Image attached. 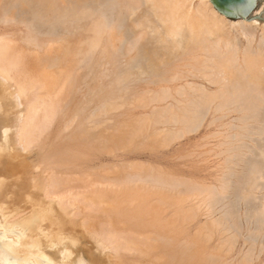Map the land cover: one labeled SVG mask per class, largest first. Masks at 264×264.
<instances>
[{
  "label": "bare ground",
  "instance_id": "obj_1",
  "mask_svg": "<svg viewBox=\"0 0 264 264\" xmlns=\"http://www.w3.org/2000/svg\"><path fill=\"white\" fill-rule=\"evenodd\" d=\"M12 1L13 0H11V2ZM8 2L11 3L10 1H8ZM18 2H20V3H18L17 5L19 7L21 5V7H20L21 9H22V7L29 9L31 12H33V14H30V11L28 12V10L26 11V9L25 10L23 9V12H24L23 16H25L24 18H27L25 15V11L27 12V16H28L27 20L23 19L22 18L23 16H21L22 13L19 14L20 8L18 6L15 8V5H14V8H13V6H10L9 3L7 5L5 2L6 6L12 7V9L17 10V11L19 10L17 13L19 14L20 18H22L23 21L26 20L27 22L22 23V24H24L23 25L24 29H26V33L24 34L25 37L23 36L22 37L23 39L20 37L22 40H11L10 41L9 40L10 38L7 37L6 35H5L6 37H0V76L5 81L9 82L15 88L16 97H17V100L19 102H20V96L22 95L21 97L24 98L26 103H29V104L37 107V108L43 109V112L41 115L37 114L36 116H33L32 120H28V122H25L22 125H20V121H19L17 132L15 130V134H14V136H16V139H15V141L13 139H11L10 134H12L13 132L3 131V128H4V126H7L9 124L8 120H9V117L11 114L13 101L11 100L10 96L5 92V85L0 83V264H230L231 262L228 263V262H226V260H224L225 259L224 256L229 254V252H231V250L234 248L233 245L235 244V241H236V239H234V238H236L235 236L238 234H236L234 236L232 234L233 232L231 233L230 232L231 230L230 231L228 230V228H231V227L230 226L228 227V225H227L228 223H226V221L224 222L226 217L222 218L224 216H221L220 218H218V216H217V218H218L217 219L215 216V219L213 217V219L210 220L212 222V224H210V222H208V225L203 224V221H204V219H203V221L200 222L199 225H202V226L204 225L203 226L204 228L202 230H198L197 227H196V230L192 229L193 231H197V232L194 233L191 230L192 233H194V234H192V235L190 234L191 236H189V242H184V239L182 241H179L178 237H180V236H178V235L183 233L184 230L182 231V228H180L178 226L181 225L182 223H178V226L176 225L177 228L173 227L174 224L176 223V220H177V217H178V214L180 211L177 213V215L174 216L176 218L174 220L175 223L171 222V219H168V218L172 217V213H174V211L171 212V214L169 213V215H171V217H168V215H167L166 220L163 219L166 222H164L162 220L163 226L166 224L164 227H162L160 221L158 222L157 218H156V220L160 225L156 221H154L155 217L153 216V218H152L151 215H155L157 217L158 213H160L162 211V209H163V212L164 211L166 212V210H167V209H164L165 207L162 209L160 208V206L165 203V202L163 203L162 201H166L168 203V201L170 200L169 202H171V204L175 205L174 203L177 204L178 203L177 201H179L180 199H181V201H182V199L186 201L190 197L189 196L186 199H184L185 196H180L178 198L175 197L177 200L174 199L173 196H172V199L169 198V196H171L169 194L174 189V185L172 184V180H170L171 182H168V183L165 181H164L165 183H163V181L160 180V182H162V184H163L162 186H166V188L171 189V191L169 193H167L165 191L168 194L167 198L169 200L168 199L162 200L161 201L162 203L159 205L160 212L158 211V213H156V211L153 209L155 211V214H153L154 211H150V209L152 208L151 207L152 204H150V202L154 201V199L151 200L149 203H147L149 205L150 209L148 207H146V213L144 210L145 208L141 209V210L136 209L139 205L138 201H141V200H139L140 199L139 197L142 196L141 198H144V197H147L148 195L144 196L147 193L146 194L144 193V195L141 193V195H140V191L144 192L142 190L144 188L143 185L132 186L133 188L136 187V188H134L133 191H136L137 193H138L137 189H139V188L140 189L142 188V189L141 190L139 189L140 190L139 191L140 196L135 192L136 195H138L137 199H135V197H136L135 193L134 192H133L134 194L132 193L134 196V198H132V199L137 200L136 201L137 204L134 205V206H136V207H134L133 206L134 202H133V200L131 202V199H130L131 204L129 207H131V205H132V208H131L132 210H128L126 212L131 211V214H132V213H134V210L135 211L137 210V212H139V214L135 213V215L138 216L141 213L140 211H142V213H145L146 215L148 214V211H150L152 213V214H150V221L148 219H146V217L149 218V216L145 217V214H144V217L146 219L145 220L146 222L143 221V223L145 222L144 224H146L145 228H143L144 225H143V227L141 225L143 223H139L140 221H142V219L144 220L143 216H141L142 213L140 215L142 219L139 220L140 219L139 218L137 220L138 222L134 218H133L134 221L131 219L133 216H131V218H130V216L123 217L125 221L127 220L126 222L124 221L123 224L126 223L125 225H127L128 221H129V224L127 226H124L121 223L122 221H119L120 218H119L118 222H117V220L116 221L110 220L109 218H108L109 220H104L103 218H101L102 220L99 221L98 220L99 217L96 216L97 218H95V216L93 215L94 216L93 218L95 220L97 219L96 221H94V222H98L97 224L94 222H93L94 224H92L91 220H94V219H92V217L90 218L89 216L88 217L91 220L90 219H87V220H90L91 223L88 222L87 220H86V222H83L84 219L82 221L80 220L81 225H78V226L79 227L81 226L83 231L86 232L90 236V239H92V241L94 243V245L92 244V246H89V247L84 246L82 248V245L79 246L78 245L79 243L76 240V237H77L76 234L79 235V233H78L79 231L77 232V230L72 228L67 221L70 219V216L67 214H64V211L61 208H60V210L63 212H61L60 210H57V208H58L57 203H56L57 208H55L54 207L55 204L53 205V203H51V202L48 203L45 200L46 198H50V199L56 198V200H58V202L60 201L62 203V204L61 203H58V204H60L62 206L64 204V206H67V207H68V205H71V207H72L75 204L74 203L75 201H73L74 204H70V201H69L70 198L66 199L67 196L65 195L66 193L68 195V192L74 187L72 180L70 181V180L64 179L65 175L68 176V174H69L68 172H65L67 168L64 170V172L66 174H64V177L62 176L63 178L61 176L59 178L60 173L58 175L57 174L58 172L57 173L54 172L57 174L56 175L57 177L55 176L56 178H54V175H52V174H51L52 176H50L48 174V177H46V178L44 176L43 177L44 180L41 179L43 181V183H42V190L40 193V191L38 189H35L36 187L33 186L32 182L28 181V179L23 181L22 183H20L21 181L17 180V176H19V175L17 174L15 176L14 172H15V168H18L19 166H16L15 163H12L14 165H11L10 162H8V160L10 158H12V160H13L14 157L19 156L18 155L20 153L19 149H18L19 147L17 148L15 146V142L17 143V141H18V144H20V141H22V147L24 148V150H28L29 147L32 146V144H34L35 141L37 140V138L35 141L33 140L34 135H36L35 137L39 138L41 136V134L47 128H49V125L51 124L52 118L56 115V111L58 110L57 108L60 107L62 104L64 105V103L66 101H68V102L70 101V97H71L70 92H72V91H70V89H73V86L76 83V76H77V75L76 76L74 75L75 72H72V70L73 71H74V69L76 70L75 66L78 65L84 59V56H92V57L94 56V58L96 57L95 60L91 59V62H92V60H94V63L92 64L90 62L92 64L91 69L94 67H96V68L99 67V69H101L102 72H108L109 70H111V73H109L108 75H110L112 77V80H113V83L111 81V84L113 86H111L109 83L107 85L103 84L102 86L99 84L101 87L99 90H97V91H99V93L97 92L98 94L95 95L96 94V92H95L94 96H91V98L94 97L93 100L100 102L98 104H102L103 101L106 102V100H104L107 98L106 95L108 96L109 94H111V95L113 94V92L115 91L114 85L116 86V84H114V83H115V79H116V81L117 82L119 81V83L120 82H122L123 84L128 83L127 87L129 86V84L131 86L133 83L138 84L141 82L144 83V85H146V86L157 84L159 86L158 89L154 90V91L152 90L153 96L150 93L151 95L148 96L146 98V100L150 99L149 97H151V99L149 100L150 103L151 102H153V103H155V102L159 103L160 102L161 103V102H164L165 100L167 101L169 98L171 99V97H172L173 99H175V101L173 99H171V101L173 100L172 102H174V103L176 102L175 106L173 105L174 107L172 108V106H169V105H171V103L170 104L166 103L169 107L166 108V106L164 107V105H163V107L165 108L164 110H163V108L161 110H158L157 108L155 109L156 106L155 107L152 106L151 108H153V110L154 109L155 110L153 112V110L149 109L151 111V113H153V114H151L149 112L151 114V116H149V118L147 117V119L146 118L143 119V116H142L141 117L142 120L136 119L135 122L132 120L133 122L131 121L130 123L127 121L128 124L124 123L125 125L123 124V122L121 124L118 123L117 128L115 130H112V131H115V133L113 132L114 135H111L109 138L107 137L108 133H111L112 131L106 132L105 135H103V133L100 134L101 132H104V131H102V129H104V128L106 129L105 124H104V127H102V129L100 128L101 130L100 129L98 130V132L101 131L100 133H97V131H96V133H94V134L90 133L88 131L82 130V129L78 130L77 128H80V125H79V127L77 126V128H75L78 131L75 130V133L72 132L73 134H70L71 132L67 133V134L71 135V136L69 135L70 137L66 134L69 138L68 141H64V140H66L67 136L66 137L64 136L65 138L63 136L60 137L61 133L59 134V132H62V130H63L62 129L59 132H57L59 134L58 136L55 135L58 139L59 138L61 139L62 137L64 138V139L62 138V140L59 139L61 143H59V140H57V144H54V143H56V141H53L54 142L53 143L52 141L49 140L48 143L52 142L51 144H48L44 147H40L42 149H41L40 161L38 162L40 164L39 166H43V164H44L45 165L44 167L47 166V167L55 170L57 165H58V167H57L58 169L61 168L60 167L61 165H62V167H65L64 164L66 162H67L66 165L67 164L69 165L70 164L69 161H72L71 157L73 158V160L75 158H76V160H78L79 157H77V154H78V156H82L80 158L83 159L84 155H82V154L79 155L80 153L79 152L76 153L75 152L76 150L73 151L74 149L71 150L72 148H70V146H72V145L68 144V143H70V141H73V143H76L75 145L79 146L76 148L78 150L81 148L84 150H87L89 148L88 150H91L90 147H92V150L95 151V149H96V151H98V153H101L99 151H104V150H108L107 152H109L111 150V147H110V145H111L112 147H115V149L113 148L114 152H116L118 150L122 151L121 149L125 148L126 146H130L133 143V139L143 140V141L147 140L149 144L156 143L157 137L161 134L159 132H158L159 134L156 133V131L154 130L155 126L157 127L158 124H160V126H165V127L170 125V124L176 125V126H174L175 127L174 130L172 129L173 127L171 128V130L173 132L170 131V129L165 128L164 130H167V131L169 130V131L163 132V134H161V137H160V139L163 143L167 142L169 139H170V142H172V140H173L172 138L181 139L179 136H181L182 134L184 136L185 133H187V132L190 133V132L196 131L198 128H200L201 122L208 115L209 116L212 115L215 118V115L217 113L218 114L228 113L225 115H229L230 113L231 114L236 113L238 115L240 114L238 121L241 123L242 126L241 127L238 126L239 129L237 128L238 129L237 133L233 134V135H235L234 138L231 136L233 139H235V141H232L233 143L228 142V143H230L229 145L231 147V149H230L231 155L235 154V156L232 155L233 156L232 159L236 160V162L234 161V163H233L234 166L231 165V166H233V169H234V171H233V169H231V171L235 172L236 169H238V167L240 168V165H239L240 163H243L245 161L246 162L249 161V158H248L249 156L245 157L246 154L251 155L256 150L255 148H253V150L255 149L254 151L251 149V150H249L248 153L245 152L251 148V147L248 148L246 146L245 141L249 140V142H250V141L254 140V138H252L253 140L248 139L249 137L247 138V136H250V135L254 136L253 134L247 133L250 130L248 128L249 123L251 124V122H252V123L257 124V122H258L260 124V122H259L261 120L260 117L264 116V28L260 29L259 27H257L255 25L256 22L249 21V19H246V18L236 19V20L233 19L232 20V19H229V18L223 16L214 8V6L210 2V0H18ZM13 3H17V0L16 1L14 0V2H12L11 4H13ZM5 12H6V9L4 7L0 9V22H3V23L11 22V20H6L7 17L5 15H7V14ZM13 14H15V13H13ZM4 17H5V19H3ZM9 17H11V15ZM39 18H40V20H39ZM14 19H15V17H14ZM43 19H44V21L42 22ZM45 19L46 20L50 19L47 21L49 23L51 21V23L48 25V23L45 21ZM246 20H248V21H246ZM63 21L64 22L69 21L68 23H70V24L66 26L67 23H65V25H64ZM20 22H22V21H20ZM27 23H30V24H27ZM52 23H54V24L56 23L55 25L59 24L60 28L57 26H56L57 28H55V25L53 24V26H52ZM19 24H21V23H19ZM61 24L64 25L63 28L61 27ZM71 24H72V26H70ZM70 28H71V30H70ZM62 29L63 30L64 29L70 30V32L66 31L69 34V35H67V38L68 39L70 38L69 40L67 39V41H66L65 36L67 33L64 32ZM60 31L64 32V35H62L63 33L59 34ZM34 32L40 33V34L38 35V34H35ZM44 34H46L45 36H47V37H53L54 38L53 41H50V42H52V44L50 42L46 43L47 40L43 41L44 43H42V41L40 42V40H41L40 37L41 36L44 37ZM57 34H59L60 36L61 35L64 36L63 38L65 39V41L59 36V38H58L59 42H57L56 41ZM48 35H51V36H48ZM52 35H55L56 39ZM60 39L63 41H61ZM48 40H50V39L48 38ZM8 41H10V42H8ZM12 41H14L15 43H16V41L24 42L25 44H27V47H28V45L32 46V47H34V46L38 47V49L36 48V50L40 51V49H41V51H40L41 53L34 51V53H36L35 57L32 56V59L29 60L28 56H30V55H28V53L31 52L32 49L28 53H26L24 51H21L17 47H15V48L12 47V46H15V45H13L14 43H12V45L9 46L8 44H11ZM53 42L56 44V46H54L52 48L51 46L54 44ZM18 45H20V44H18ZM22 46H23V44H22ZM35 47H34V49H35ZM26 49H28V48H26ZM50 55L53 57H50ZM59 57H61V58L59 59ZM55 59H58V60H55ZM48 60L50 61V65H51V61L53 62L51 66L50 65L47 66V63L49 62ZM60 60L61 61L63 60L64 62H61ZM59 61L61 62V64H59ZM84 61H85V59H84ZM57 66H59V67H57ZM91 69H90V71H91ZM88 73L90 74L89 71H87V74ZM75 74H77V73H75ZM100 74H101V72L99 73V75ZM85 75L82 77V80H84V78L87 77V75L86 76ZM103 76H106V75L104 74ZM131 80L133 81L132 84L130 82ZM84 81H82V82H84ZM173 84L175 86H178V88L177 89L172 88ZM125 85H123L122 87H124ZM127 87H125L126 90H127ZM132 88H134V86ZM113 89H114V91H113ZM117 89H118V87H117ZM104 91H106V92H104ZM131 91H134V90H131ZM144 91L147 92L146 90H144ZM139 92H142L140 96L144 98V96H142V95L145 92L143 93V90L142 91L140 90ZM116 94L117 95L119 94L118 91ZM135 94L138 95V93H135ZM135 94L131 95V97H133V99H134V96H135V99L137 100ZM174 95L177 96L178 99L175 98ZM114 96H115V101H117L116 95H114ZM110 97L113 98V96H110ZM118 97H119V95H118ZM137 97H139V95ZM67 98L69 100H66ZM126 98H127V96H126ZM85 100H88L87 103H88V105H90L89 104L90 99L86 98ZM93 100H91V101H93ZM109 100L111 102V99H109ZM109 100H107V101H109ZM119 100H120V98H119ZM140 100L141 99H138L137 101H140ZM115 101H113L114 104L110 103V102L107 103V105L111 104V106L109 105V107L107 108V112L109 114L112 113L114 110H117V108H119V107L121 108L122 106L123 107L126 106V103L123 101H121V103H118V102L115 103ZM128 101H130V100H128ZM75 102L77 103V101H75ZM142 102H143V100H142ZM144 102H147V101H144ZM87 103H86V101H81V102H78V105H81V107L79 106L78 108H74L73 107L74 105L72 107L74 109H77V113H80V110L81 111L85 110V105ZM122 103L123 104L125 103L124 104L125 106L122 105ZM138 103L139 102H137L135 104H138ZM67 104H69V103H67ZM103 104H104V106H106L104 102H103ZM129 104H130V102H129ZM142 104H138L136 106L133 104L134 105L133 108L134 107L139 108V106ZM75 106H77V105H75ZM100 107H101L100 109L102 110L103 105ZM130 107L132 108V106H130ZM94 108L95 107H93V109ZM97 108H95L96 110L94 112L97 111ZM133 108H132V110H133ZM145 108H147V106ZM60 109H62V108H60ZM78 109H80V110H78ZM127 109L128 108L126 107L125 111ZM101 110L98 112L101 113ZM121 110H124V108ZM105 111L106 110L104 109V112ZM120 111H118V114H117V116H119V117H120V115L122 116V114L124 113V112L122 113V111L121 112ZM60 112H62V111L60 110ZM104 112H103V114H104ZM127 112H128V110H127ZM73 113L72 114L74 117L75 113H76L75 110ZM99 113H97V114H99ZM108 113H106V114H108ZM115 113L113 112V114H115ZM89 114H92V113H88L87 116H90ZM97 114L95 113L92 115H97ZM124 114L121 117L122 119L126 115V114L125 115ZM130 115H129V117H130ZM59 117H60V115H59ZM76 117L78 118V116H76ZM108 117H110V116H108ZM111 117L112 118L113 117L118 118V117H115V115L113 116L112 114H111ZM224 117H226V116H224ZM54 118H53V120H54ZM72 118H70L69 121H73V122L77 121V120H71ZM101 119L104 120L103 118H101ZM113 119H110V120H112V124H110L111 127L113 124H116L119 121V120L117 121L114 119L116 121L115 122ZM122 119H120V120L121 121L129 120L128 118L124 119V120H122ZM212 119H211V121L215 120V119H213V120ZM216 119H218L217 116H216ZM221 119H222V117H221ZM230 119H232V118L230 117ZM236 120H237V117H236ZM69 121L67 118L66 123L68 124ZM84 121H83V123L85 124L86 122H84ZM113 121H114V123H113ZM231 121H233V120H231ZM92 122L94 123V121H92ZM95 122H97V120ZM263 122L264 121L262 120V123ZM78 123H80V120ZM81 123H82V121H81ZM109 123H106V124H108V126H107L108 129L110 127ZM210 123L206 124V126L207 125L208 126L213 125ZM56 124L59 125L58 123H56ZM60 124H61V122H60ZM62 124H63L62 126L67 125L65 123H62ZM95 125H97V123H95ZM227 125H225V126H227ZM230 125H233V124H230ZM90 126H91V124H90ZM115 126H113V127H115ZM259 126L261 127V125H259ZM262 126H264V125H262ZM53 127L55 128V125ZM86 127L89 128L88 126H85V128ZM221 127L222 126L220 125L219 128H221ZM229 127H231V126H229ZM236 127H237V125H236ZM162 128H164V127H162ZM231 128H229V130ZM235 128H232V129H235ZM83 129H84V127H83ZM108 129H106V130H108ZM215 129H218V128H215ZM251 129H252V127H251ZM261 129H259V130L256 129V131L259 132ZM52 130H54V129L52 128ZM72 130H74V129H72ZM55 131H58V130L55 128ZM216 132L217 131H215V133H209V134H213V135H211V137L212 136L214 137V134H216ZM225 132H227V131H224V132L221 131V132H219V133L217 132V133L220 135L221 133H225ZM263 133H264V130H263ZM247 134H249V135H247ZM259 134L257 133L256 136L260 137V136L264 135V134L262 135V133H259ZM230 135H232V134H230ZM55 136H54V139H55ZM252 136H250V137H252ZM7 137H8V139H10L9 142H8ZM208 137H210V136H208ZM226 137L227 136H225L224 139H226ZM48 138L50 139V137H48ZM206 138H207V135L205 136V139ZM217 138H220V137H217ZM203 139H204V136L202 137V139L200 137V141ZM227 139H231V138H229V136H228ZM255 140H256V137H255ZM255 140L253 141V143L255 142ZM143 141H141V142H143ZM161 141L159 142L160 145L163 144ZM141 142H140V144H141ZM146 142H144V143H146ZM170 142H168V143H170ZM236 142H238V144L240 143V145H238V144L236 145L235 144ZM218 143L219 144H217V145H218V147H220L219 145H221V144H220V142H218ZM255 143H254L255 145H258L257 142H255ZM36 145H38V144L36 143ZM36 145L34 144L35 147H36ZM168 145H166V146H168ZM204 145L206 146L208 144H204ZM222 145H224V144H222ZM226 145H228V144L226 143ZM255 145H254V147H255ZM201 146H202V148L205 147L203 145H201ZM150 147L154 148L152 145H150ZM258 147H259V145H258ZM258 147L256 146V148H258ZM260 147H262V149L260 150L258 148L259 149V151H257L258 154H259V152H262V153L264 152V151H262V150H264V148H263L264 146L260 145ZM126 148H128V147H126ZM140 148H141V146H140ZM163 148H165V146ZM202 148H199V149H202ZM214 148H216V147H214ZM29 150H31V149H29ZM222 151H223V153L225 152L224 150H222ZM251 151H252V153H250ZM104 152H106V151H104ZM114 152L110 151V154H113ZM206 152L208 153L209 150ZM126 153H127V151H126ZM186 153L187 154H185V155H181V156L178 155V157H180V159H182V156L186 157L187 155H189L188 152H186ZM226 153H228V150L226 151ZM255 153L252 154L251 157H256L258 155L256 153V156H255ZM110 154L107 153L106 155H110ZM190 154H191V152H190ZM72 155H74L76 157L74 158V156H72ZM192 155H189V156L191 157ZM214 155L213 156L216 157V154H214ZM220 155H221V151L219 152V155L217 153V157ZM259 155L257 156L258 158L260 157ZM263 156H264V154L261 155V157L259 158L260 159L259 162H258V159H257V161H256V159L254 161H256L257 163H260V161L263 162L261 160V158ZM197 157H195V158H197ZM212 157H210V158H212ZM186 158H188V156ZM225 158H226V156H225ZM241 158H243V160L244 159L245 160L242 162ZM16 159H18V157L15 158L14 160H16ZM12 160H10V161H12ZM76 160H74V162ZM251 161L253 162L252 159H251ZM124 162H126V161H124ZM141 162L138 161V163H140V164H141ZM203 162H205V161H202V163ZM221 162L222 161H220L219 163H221ZM35 163H37V162H35ZM54 163H56L55 164L56 167H54ZM58 163H60V164H58ZM128 163H129V161H128ZM128 163L127 164L124 163V164H126V167H128L132 171H133V169H134V171L139 170V172L143 170V168L138 169V168H136L137 166H131L132 165L131 162H130V166H127ZM143 163H145V162H143ZM119 164H121V163L119 162ZM122 164H123V162H122ZM133 164L136 165L137 161H136V163L133 162ZM70 165L73 166L72 164H70ZM70 165H69V167H71ZM114 165H116V164H114ZM250 165H251V163H250ZM255 165H258V164H255ZM108 166H110V163ZM111 166H113V164ZM123 166H125V165H123ZM142 166H143V164H142ZM142 166L140 165V167H142ZM156 166L154 165L155 168H156ZM231 166H228V167L230 168ZM75 167L76 166H74V168ZM99 167H101V166L99 165ZM113 167L116 168L115 166H113ZM145 167H146V165H145ZM158 167H160V166L158 165ZM258 167H259V165L257 166V168ZM263 167H264V165H263ZM95 168H98V167H95ZM103 168H104V165H103ZM45 169H48V168H45ZM71 169H72V167L70 168V170H68L70 173H71ZM122 169H124V167ZM122 169L120 170L121 172L119 171V168L115 169L116 171L117 170L119 171L118 172L119 177H118V175H116V177H114V179L117 178L115 180L116 182L113 180L114 181L113 183H118V186H119V184L124 185L125 183H127L128 180L126 178L129 179V177L131 175V173H130L126 177L125 176L123 177L121 174H123L122 172L124 170L122 171ZM261 169H262V167L259 170L261 171ZM54 170H52V171H54ZM84 170H83V172H81L79 174L81 175L82 173H84ZM88 170L86 169L85 171H88ZM115 170L112 169V171L110 173L113 174L114 172H116ZM144 170L145 171L142 172L141 174L135 173V172H134V174H136V175L139 174V176H141L143 178L145 176L147 177L148 170H146L145 168H144ZM149 170H150V166H149ZM152 170H153V168H151V173L152 172L154 173V171L156 169L154 171H152ZM156 171H155L154 175L156 174ZM228 171H230V170L228 169ZM23 172H24V170H23ZM158 172H157V174H158ZM246 172H247V170H246ZM256 172H258V169ZM256 172H255V174H254V172L252 173V175L254 174L253 176L250 174L252 177L249 175L252 178L251 179L249 177V179H251L250 180L251 182L248 179V181L250 183L249 185H248V181L246 183H244L245 181L243 182L245 185L247 184L249 186V188H248L249 193L246 194V191H245V194L248 197L246 195H244L245 197L244 196L238 197L237 194L235 193L236 191L234 188L236 186L233 187L231 184L232 180H229L230 178H232V176H234L235 173L230 174V172H227L230 175L228 174V176H225L226 177L225 179H224V177H222L223 179H221L220 184L218 186H214V187L212 186V188H210L211 185L206 186L207 189L205 188V186H200V184L195 185L196 187L199 186L198 187L199 190H200V187H202V190H200V192L206 193L205 198L203 197L206 200L204 201V199H202L201 202L204 201L203 203H207L206 206L208 207V209H210L209 211H211V210L216 211V207L218 206L217 205L218 202H219V204L221 203V206L222 205L224 206V204H225V206L222 207L223 211H224L225 209L228 208L227 207L228 205H226V204H228L231 201L230 204H233L232 209H234L231 211L232 212H234L235 210L237 211V212H234V214H236V213L238 214V212H240L242 214V217L244 214V216L246 218H248L246 220V222L249 220L247 222L248 226L251 223L252 226L255 228L256 232H258V233L263 232L262 235L261 234L256 235V233H253L251 235L249 234L250 237L248 238V240L245 239V241H247L245 243H248V245H247L248 247L246 246L247 251L243 252V256L241 255L243 260L242 259L240 260V258L238 259V261L240 260L238 263H241V264H251L253 262L254 258H257V259L259 258L260 254L263 250V247L261 245H259L260 246L259 247L258 243L261 241V238L264 235V195L262 194L260 197V199L263 197L262 200H260V201H263V204H262L263 206L262 205L258 206L257 202H255L256 203L255 207L257 208V206H258V208L260 207L261 210H257L255 207H253L254 209H252V206H254V205L252 203H250V205L246 203V199H250V201H252L254 203V201H255L254 200L255 197L253 196L254 192L258 193V192H261L263 190L262 192L264 193V189H262L264 187L260 186L261 185L260 183H262V182H259L260 178H264L263 177L264 173L261 171L262 173L260 172V173L256 174ZM62 173H63V171H62ZM143 173H145V174L143 175ZM74 174H75V172H74ZM95 174L96 173H94V175ZM152 175H149V176H152ZM163 175H165V173L160 174V176H163ZM42 176H43V173H42ZM42 176H40V177L42 178ZM169 176H170V174L167 175L166 177L168 178ZM106 177L111 178V175H110V177L109 176H106ZM148 178H150V177H148ZM155 178H157V177H155ZM169 178L171 179V178H173V176L169 177ZM180 178H177V179H180ZM158 179H160V178H158ZM185 179H187V178H185ZM244 179H247V178H244ZM73 180L75 181V179H73ZM117 180H121V182L123 181V183H121L120 181L117 182ZM173 180L175 181L176 179H173ZM219 180H220V178H219ZM225 180H226V182H225ZM166 181H169V180H166ZM185 181H182L181 183L184 184ZM187 181H188V179H187ZM262 181H263V179H262ZM129 182L130 181H128V183ZM151 182H152V180H151ZM154 182H155L157 187H155V186L152 187V185H151V188L149 187V189H146L147 187H145V190L149 193V195H151L152 194L151 191L153 188L154 196L152 194L151 197L152 198L155 197V201L157 200L156 198L161 197L159 200L165 198L166 196H164V195L166 193L164 192V189L162 190L161 188H158V185L161 183L160 182L156 183V179L154 180ZM178 182H179V180H178ZM191 183H189V184L192 185ZM263 183H264V181H263ZM83 184L85 185V182H83ZM142 184H143V181H142ZM175 184H176V182H175ZM104 185L106 186V184H104ZM130 185H133V184L130 183ZM130 185L128 184V186H127L125 184L124 186H122V188H123L122 191H126L125 187H127V189H128V187ZM245 185H244V189H247V188H245ZM162 186L159 185V187H162ZM192 186H189L190 188L189 187H187V188L193 189L194 186L193 187ZM230 186L232 187V189L229 188ZM262 186H263V184H262ZM111 187L112 186H110V189H111ZM129 188H131V186ZM163 188H165V187H163ZM180 189L183 190V188H180ZM101 190L98 189V190H94L93 192L90 191V193H87V194L81 193V195L78 194L77 196L78 197L80 196L79 198H82V199L85 198L86 200H89V202H90L89 204H91L90 207L92 209H94L93 212L97 213V215H98V212L101 214V210H103V211L105 210L106 212L112 213L109 209L114 210L113 208L116 206V204H115V202L106 203V201H105L106 196ZM113 190H115V189H113ZM182 190H181V192H182ZM193 190L196 191L197 189H193ZM193 190H191V191H193ZM248 190H247V192H248ZM155 191L159 192V194H160V192H162L161 194H164V195H162V196L160 195V197H156L157 195L155 194ZM185 191H187V190H185ZM195 191L190 193L192 195V197L194 195L198 194V193L194 194ZM233 191H235V192H233ZM74 192H75V190H74ZM119 192H120V189H119ZM126 192H123V193L121 192V193L126 194ZM131 192L129 191L127 193L129 194ZM173 192H175V191L173 190L172 193ZM243 192H244V190L240 191V193H238V192L237 193H238V195L240 194L239 196H241V193L243 194ZM251 192H252V195L250 194ZM187 193H188V191H187ZM187 193H185V194H187ZM200 194H198V195H200ZM114 195H116V194H112L113 198H114ZM130 195L131 194H129V196ZM174 195H175V193H174ZM178 195H179V193H178ZM218 195H220L219 196L220 200L218 197H217L218 199H216V197L215 198L213 197V196H218ZM123 196L121 198H122V200L125 198L124 202H126L127 201L126 199L131 198L132 195L130 197L128 196V197H124V198H123ZM221 196L224 198H222ZM69 197H70V195H69ZM117 197H119V196H117ZM148 197H150V196H148ZM251 197H252V199H251ZM196 198H198V197H196ZM213 198L217 202H213V200H214ZM221 198L223 199V201H221ZM229 198H231V199L229 200ZM256 198H258V197H256ZM237 199H238V201H237ZM75 200H76V198H75ZM122 200H120V201H122ZM79 201H81V200L79 199ZM181 201H180V203H181ZM21 202H24V204H23V206H20V207L22 209L29 210V213L28 214L25 213L26 214L25 216H22V214H24V212H26L27 210L26 211L24 210V212L21 213L22 209L17 208V207H19ZM82 202H83V200H82ZM141 202H143V200ZM158 202H156V205H158ZM184 202H182L181 204H183ZM222 202H223V204H222ZM213 203L214 204L216 203V204L214 205ZM83 204H84V202H83ZM122 204L123 203H121L120 205H122ZM125 204L127 205L128 203H125ZM147 204H146V206H148ZM154 204H153V206H154L153 208L156 207V205H154ZM230 204H229V208H230ZM60 205H59V207H60ZM167 205H170V203H168ZM198 205L199 204L197 203L196 206L198 207ZM234 205H235V207H234ZM85 206H86V204H85ZM141 206H142V204H141ZM196 206H195V208H196L195 212L198 209ZM75 207L77 208V206H75ZM143 207H145V206H143ZM15 208H17V209L15 210ZM73 208H74V206H73ZM147 208H148V210H147ZM167 208H169V207L167 206ZM235 208H237V209H235ZM66 209H68V208H66ZM123 209L121 208V210H123ZM186 209H188V211ZM186 209L182 210V212L191 211V207H188ZM30 210H31V212H30ZM73 210H75V209H73ZM156 210H158V208ZM68 211L69 210H67V212ZM226 211H229V210L227 209ZM71 212H73V211H71ZM75 212L76 211H74L73 213H75ZM163 212H161V213H163ZM182 212H181L182 217L180 215V217H181L180 221H182L183 216H185V217L193 216V218L195 216L194 213H192L194 215H192V214L190 215L189 213H191V212L186 213V214L184 212L183 214H185V215H183ZM193 212H194V210H193ZM208 212L206 211L205 213H208ZM19 213L21 215L20 221H17V222L13 221L17 217V214H19ZM215 213H217V211ZM76 214H78V211L76 212ZM127 214L131 215L130 213H127ZM163 214L158 215L159 216L158 218H160V216ZM225 214H227V212ZM71 215H72V213H71ZM78 215H80V214H78ZM124 215H122V216H124ZM221 215H222V213H221ZM249 215L250 216L252 215L251 218ZM61 216H62L63 220L61 219ZM164 216H165V214H164ZM230 216H231V214H230ZM238 216H239V214H238ZM236 217L234 218V222H231V221H233V219H232L233 217H231L230 222L232 224L235 223ZM105 218H107V217H105ZM151 218L154 220L151 221L152 220ZM207 218H208V216H207ZM73 219H74V216H73ZM76 219H77V217H76ZM130 219H131V221H133V222H131V224H130ZM167 219L170 220L171 223L169 225H171L172 228L167 227V226H169L168 225L169 221H167ZM173 219H172V221H173ZM186 219L187 218H185V222H186ZM192 219H190V220H192ZM238 220L236 219V221H238ZM147 221L151 222L152 227H151V224L150 225L147 224L148 223ZM205 221H207V220H205ZM154 222H156L155 227H158V228H156L157 230L153 228ZM187 222H188L187 225H189V222H190L189 219ZM183 223H184V221H183ZM243 223H244V221H243ZM16 224H20V227L16 228ZM140 225H141V227H140ZM226 225L228 228L226 227ZM229 225H230V223H229ZM236 225H238V224H236ZM239 225H240V222H239ZM239 225H238V227H239ZM128 226L130 228H128ZM147 226H149V228ZM159 226H161V227H159ZM234 226H235V224H234ZM234 226H232V229H234L233 228ZM150 227L153 228L152 230L154 233L149 232L151 230ZM183 227H185V226H183ZM198 227L201 228V226H198ZM240 227H241V225H240ZM56 228H57V230H59L58 232H54V231H57ZM133 228H135V229H133ZM139 228L140 229L142 228L143 232H142V230L140 231ZM159 228H163V229H159ZM166 228H169V229H166ZM235 228H236V226H235ZM144 229L145 230L148 229V231L146 230L148 233L145 232ZM247 229H249V227ZM154 230H156L157 233H155ZM213 230H215L216 233L220 234V236L218 235V237H221V238L219 239V242H217V240H216V242H214V243H217V245L215 247L212 246L213 249L207 250L206 244H207L208 240H210V237H211L210 233ZM202 231H203V233H202ZM152 233H153V235H152ZM173 233H175L177 236L173 235ZM250 233H252V232H250ZM202 235H203V238H202ZM223 236H225V237H223ZM86 239L89 240L88 237ZM92 241L89 240V242H92ZM243 241L241 244H245V243H243ZM221 256H223V257H221ZM222 258H224V259H222ZM261 264H264V261Z\"/></svg>",
  "mask_w": 264,
  "mask_h": 264
},
{
  "label": "rangeland",
  "instance_id": "obj_2",
  "mask_svg": "<svg viewBox=\"0 0 264 264\" xmlns=\"http://www.w3.org/2000/svg\"><path fill=\"white\" fill-rule=\"evenodd\" d=\"M8 1H10L11 2V0H0V9L1 8H5L6 9V14L7 15H5L7 18H6V20H11V22H7L6 20V22L7 23H3V22H0V37H9L10 39V41L11 40H22L23 38V36H24V34L26 33V29H24V24H22V23H26L27 21V18H28V16H27V10H28V12L30 11L29 9H26V8H23L22 7V9L20 8L21 7V5H20V7L17 5L18 3H20V2H18V0H17V3H13V4H11L12 2H14V0L11 2V3H9ZM16 1V0H15ZM5 2H6V4L8 5V3H9V5L10 6H13V8H14V5H15V8L18 6L19 8H20V11H19V14H21L22 13V15L21 16H23V9L25 10L26 9V11H25V15H26V17L27 18H24L25 16H23L22 18L23 19H26V20H24L23 21V19L22 18H20V16H19V14L17 13L18 11L17 10H14V9H12V7H9V6H6V4H5ZM3 6V7H2ZM23 6V5H22ZM9 7V8H8ZM25 7V6H24ZM8 10V11H7ZM13 10V11H12ZM15 11V12H14ZM10 12V13H9ZM15 13V14H13V13ZM30 14H33V12H31L30 11ZM11 15V17H9ZM18 16V17H17ZM14 17H15V19H14ZM34 17V16H33ZM254 17H256V18H254ZM253 18V19H252ZM3 19H5V17L3 18ZM20 19V20H19ZM22 19V20H21ZM246 19H251V20H249V21H252V22H256V26L257 27H259L260 29L261 28H264V0H256V3H255V8H254V10L251 12V14L249 15V17L248 18H246ZM13 20V21H12ZM39 20H40V18H39ZM47 20H50V19H47ZM46 19H45V21L48 23V25L51 23V21H50V23L47 21ZM233 20V19H232ZM16 21V22H15ZM20 21H22V22H20ZM29 21V20H28ZM44 21V19L42 20V22ZM30 22V21H29ZM69 21H66V22H64L63 21V23H64V25H65V23H67L66 24V26L67 25H69L70 23H68ZM3 23V24H2ZM19 23H21V24H19ZM62 23V22H61ZM62 23V24H63ZM27 24H30V23H27ZM53 24L54 23H52V26H53ZM56 24V23H55ZM54 24V25H55ZM58 24V23H57ZM61 24V27L63 28L64 27V25H62ZM59 27L60 28V26H59V24L58 25H55V28H57V27ZM70 26H72V24L70 25ZM69 26V27H70ZM66 29V28H65ZM63 30L64 32H66V31H68V32H70V30H71V28H70V30ZM259 29V30H260ZM61 30V31H62ZM60 31V32H61ZM59 32V34H62V35H64V32H61L60 33ZM35 34H40V33H36V32H34ZM67 33V32H66ZM65 33V34H66ZM59 34H57V39H56V36L55 35H52V36H54L55 37V39H56V41L57 42H59L58 41V38H59ZM6 35V36H5ZM42 35V34H41ZM46 34H44V37H40V42L42 41V43H44L43 41H45V40H47L46 41V43H49L50 41H53L54 40V38L53 37H47V36H45ZM60 36L64 41H65V39L63 38L64 36ZM67 35H69L68 33L66 34V41H67ZM48 36H51V35H48ZM22 39H21V38ZM25 37V36H24ZM69 37V36H68ZM43 38V39H42ZM46 38V39H45ZM48 38L50 39V40H48ZM52 39V40H51ZM70 39V38H69ZM68 39V40H69ZM4 40V39H3ZM61 40V39H60ZM63 40H61V41H63ZM10 41H8V42H10ZM60 41V42H61ZM12 43H14L13 45H15V46H12V47H17V48H19L21 51H24V52H26V53H28L31 49V52H29L28 53V55H30V56H28L29 57V60H31L32 59V56L33 57H35V54L36 53H34V51L35 52H38V53H41L40 51H41V49H40V51H38V50H36V48L38 49V47H35V49H34V47H32V46H29L28 45V47H27V44H25L24 42H21V41H16V43L14 42V41H12L11 42V44H8L9 46L10 45H12ZM20 44V45H18V44ZM51 44H52V42H50ZM54 43V42H53ZM22 44H23V46H22ZM55 44V43H54ZM50 45L52 48L54 47V46H56V44L55 45ZM25 45V46H24ZM31 47V48H30ZM26 48H28V49H26ZM23 49V50H22ZM32 53V54H31ZM37 53V54H38ZM60 56V55H59ZM50 57H53V56H51L50 55ZM62 57V56H61ZM61 57H59V59L61 58ZM96 58V57H95ZM95 58H94V56L92 57V56H84V59H85V61H84V59L78 64V65H76L75 66V68H76V70L74 69V71L72 70V72H75V73H77V74H75L74 73V75L76 76V83L74 84V86H73V89H70V91H72V92H70L71 93V97H70V101L68 102V101H64L63 103H64V105L62 104L60 107H58L57 109V111H56V115L53 117L54 118V120H53V118H52V121H51V124L49 125V128H47L42 134H41V136L38 138V137H35L36 135H34V141L36 140V138H37V142L35 141V145H36V143L38 144V145H36V147L34 146V144H32V146H30L29 147V149H31V150H24V148L22 147V141H20V144H18V141H17V143L15 142V146L19 149V156H17L18 157V159H16V160H14L15 158H17V157H14V159L12 160V158H10L9 160H8V162H10V164L11 165H14V164H12V163H15V165L16 166H19L18 168H15V176L18 174L19 176H17V180H19V181H21L20 183H22L23 181H25V180H27L28 179V181L29 182H32V184H33V186L34 187H36L35 189H38L39 191H40V193H41V190H42V183H43V181L42 180H44V176H45V178L46 177H48V174L50 175V176H52V175H54V178H56L57 176V174L59 175V173H60V175H59V178H60V176L62 177H64V174H66L65 172H68L67 174H68V176L67 175H65V177H64V179H67V180H72V183H73V188L68 192V195H67V193L65 194L66 196H67V198L66 199H69V201H70V204H74L73 206H74V208H73V206L71 207V205H68V207L67 206H64V204H63V206L65 207H63L62 205H60V204H58V203H61L60 201L58 202V200H56V198L54 199H50V198H46L45 200L48 202V203H53V205L55 204V208H57V206H56V203H57V205H58V208H57V210H60V208L64 211V214H67V215H69L70 216V219L69 220H67L68 221V223H69V225L72 227V228H74L75 230H77V232L79 233V235L78 234H76L77 235V237H76V240L78 241V245L79 246H81L82 245V248L84 247V246H92V244L94 245V243H93V241H92V239H90V236L86 233V232H84L83 231V229L81 228V226L79 227L78 225H81L80 224V220L82 221L83 219L85 220H83V222H86V220L87 219H90L91 217H92V219H94L93 217L95 216V218H97V217H99L98 218V220L100 221V220H102L101 218H103L104 220H117V222H118V220H119V218H120V220L119 221H122L121 223L123 224V222L125 221L124 220V218L123 217H128V216H130V218H131V216H133L131 219L133 220V218L134 219H136V221L139 219V220H141L142 218H141V216H143V218H144V220L142 219V221H140L139 223H143V221H145L146 219H148L149 221H150V214H152L150 211H156V213H158V211L160 212V208L162 209V208H164V209H167L166 210V212L164 211L163 212V209H162V211L161 212H163L164 214H165V216H164V214L163 213H158V215H160V214H163V215H161L160 216V218H158L159 216L157 215V217L155 216V215H151L152 216V218H153V216L155 217L154 219H152L151 221H156L157 222V220H158V222L160 221L161 222V225H162V227H164L163 226V224H162V220L163 219H165L166 220V218H167V215H168V217H171V215H169V213L171 214V212H173L174 211V213H172V217L174 218H168V219H171V222H174V220L176 219L174 216L175 215H177V213L179 212V214H178V217H177V220H176V223L174 224V228L176 227L177 228V226H178V223H182L181 225H179L178 227H180V228H182V231H183V233H181L180 235H178V236H180V237H178L179 238V241H182L183 239H184V242H189V236H191L192 234H194L195 232H197V231H193V230H196V227H197V229L198 230H202L204 227V225L202 226V225H199L200 224V222H202L203 221V219H204V221H203V224H205V225H208V222H210V224H212V222L210 221L211 219H213V217H214V219H215V216H216V218H217V216H218V218H220L221 216H224V217H222V218H225L226 217V219L224 220V222L226 221V223H228L227 225H228V227L230 226L231 228H228L227 227V225H226V227L228 228V230L235 236L236 234H238V235H236L235 237L236 238H234V239H236V241H235V244L233 245L234 246V248L231 250V252H229V254H227L226 256H224V258H222V259H224V260H226V262H228V263H230V264H241V263H238L241 259L243 260V258L241 257V255L243 256V252L245 251H247V245H248V243H245V242H247V241H245V239H247L248 240V238L250 237L249 236V234L251 235V234H253V233H256V235H258V234H261L262 235V233L263 232H261V233H258V232H256L255 231V228L252 226V224L250 223L249 224V226L247 225V222L249 221H247L246 222V220L248 219V218H246L245 216H244V214H243V217H242V214L240 213V212H238V214H239V216H238V214L236 215V214H234V212H237L236 210L234 211V212H232L231 210H234V209H232V205L233 204H230L231 203V201L228 203V204H226V205H228L227 207V209L229 210V211H226L227 209H225L224 211H223V208L222 207H224L225 206V204H224V206L222 205L221 206V203L219 204V202H218V208L216 207V211H217V213H215L216 211H213V210H211V211H209L210 209H208V207L206 206V204L207 203H203L206 199H204L205 198V196H206V193H203V192H200V190H202V187H200V190L198 189V187H196L195 185L196 184H200V186H205V188L207 189V187L206 186H210V188H212V186L214 187V186H218L219 184H220V182H221V179H223L222 177H224V179L226 178L225 176H228V174L229 173H227V172H230V174L232 173V174H234V176H232V178H230L229 180H232L231 181V184H232V186L233 187H235L234 189H235V191H233V192H235L236 194H237V196L238 197H242V196H244V195H246V194H248L249 193V190H248V188H249V181L252 179L251 177L255 174V172L257 171V169H258V172H256V174L257 173H260L261 171L264 173V167H263V165H264V156L261 158V160L263 161V162H261L260 161V163H257L256 161H257V159H258V162H259V158L261 157V155H263L264 154V152L262 153V152H259V154L257 153V151H259V149L261 150L262 149V147H260V145H263L264 146V133H263V130H264V126H262V125H264V122L262 123V120L264 121V116H262V117H260L261 118V120L259 121L260 122V124L257 122V124H255V123H252L251 122V124L249 123V125H248V128L250 129H248L249 130V132H247V133H250V134H253L254 136H252V135H250V136H252V137H250V136H247V135H249V134H247L246 136H247V138L248 139H250V140H253L252 138H254V140H255V137H256V140H255V142H257V144L259 145V147H258V145H255L254 143H253V141H250L249 142V140L248 141H245L246 142V146L249 148V147H251L250 149H248V151H245V152H249V150H253V148H255L254 150H255V152L260 156L259 158L256 156V153H255V156L257 157H251L252 156V154H254V153H252V151L250 152V153H252L251 155H247L246 154V156L245 157H248L249 158V161H245V162H243L244 160H243V158H241V160H242V162L243 163H240L239 165H240V168L238 167V169H236V171L235 172H232L231 171V169H233V163H234V161L236 162V160H234V159H232L233 158V156H235V154H232L231 155V151H230V149H231V147H230V143H228V142H232V141H235V139H233L234 138V136L235 135H233V134H235V133H237V130L239 129L238 128V126L239 127H241L242 125H241V123L238 121V118H239V116H240V114L238 115V114H236V113H233V114H229V115H225V114H228V113H221V114H216L215 115V118L211 115V116H206V118L201 122V125H200V128H198L196 131H194V132H187V133H185V135L183 136V134L181 135V136H179L181 139H179V138H177V139H174V138H172L173 140H172V142H170V139L167 141V142H164L166 145H168V146H166L162 141H161V139H160V137H161V134H163V132H168L167 130H164L165 128L166 129H170V131H172L171 130V128L174 130L175 129V127L174 126H176V125H168V126H160V124H158V126L156 127L155 126V128H154V130L156 131V133H161L158 137H157V142L156 143H152V144H149L148 143V141L147 140H137V139H133V143L130 145V146H126V147H128V148H123V149H121L122 151H120V150H118V151H116V152H114V149H115V147H112L110 144V147H111V150L110 151H112V152H114L113 154H110V151L109 152H107L108 150H104V151H106V152H104V151H99V152H101V153H98V151H96V149H95V151H93L92 150V147H90L91 148V150H84V149H76L77 147H79L78 145H75L76 143H73V141H70V143H68V144H70V145H72V146H70V148H72L71 150H73V151H75L76 153L77 152H79L80 154L79 155H84V157H83V159L82 158H80V157H82V156H78V154H77V157H79V159L78 160H76V156H74V155H72V156H74V160H76L75 162H74V160H73V158L71 157V159H72V161H69L70 162V164H72L73 166H71L70 164V166L72 167V169H71V173L68 171V170H70V168L71 167H69V165L67 164L66 165V163L64 164L65 165V167H62V165L60 166L61 168H57L58 167V165H57V167L55 166V164L56 163H54V167H56V171L54 170V169H52V168H49V167H44L45 165L43 164V166H39L40 164L38 163L39 161H40V156H41V149L42 148H40V147H44V146H46V145H48V144H51L53 141H56V143H54V144H57V140H59L55 135H59L60 133H61V135H60V137L61 136H69L70 134H73V133H75V130H85V131H88V132H90V133H96V131H97V133H100L101 131H99L98 132V130L101 128L102 129V127H104V124H105V126H106V129H108V124H106V123H109V125L110 124H112V120H110V119H113L112 117H111V114L114 116L115 115V117H118V118H114L115 120H119L116 124H113L112 125V127H111V125H110V127H109V129L108 130H106L105 128L104 129H102V131H104V132H101L100 134H102L103 133V135H105V133L106 132H111L112 130H115L116 128H117V124L119 123V124H121L122 122H123V124L124 123H126V124H128V122L130 123L132 120L135 122V120L137 119V120H142V116H143V119H147V117L149 118V116H151V114H153V113H151V111L150 110H153V108H151L152 106H156L155 107V109L157 108L158 110H161L162 108H163V110L165 109L164 107L166 106V108H168L169 106H172V108L175 106V103L174 102H172L173 100L175 101V99H173L172 97H171V99H173L172 101H171V99L169 100H165L164 102H155V103H153V102H151L150 103V99H151V97H149L150 99H147L146 100V98L148 97V96H150L152 93H153V91L154 90H157L158 89V85L157 84H154V85H150V86H146V85H144V83H138V84H132V80L130 81L131 82V86L133 87L134 86V88H132L131 86H130V84H129V86L127 87V84L126 83H122V82H120L119 83V81L117 82L116 81V79H115V83L114 84H116V86L118 87V89H117V87L114 85V89H115V91H114V89H113V94L111 95V94H109L108 96L106 95V99H104V100H106V102L105 101H103L104 103H105V105L107 106H104V104H103V102H102V104H98V103H100V102H97V101H95V100H93L94 99V97H92L91 98V96H94V94H95V92H96V94L95 95H97L98 93H99V91H97V90H99L101 87H100V85L102 86L103 84L104 85H107L108 83L111 85V86H113L112 84H111V81H112V83H113V80H112V77L110 76V75H108L109 73H111V70H109L108 72H102V70L101 69H99V67H94V68H92L91 69V67H92V64L94 63V60H95ZM63 59V58H62ZM91 59H94V60H92V62H91ZM55 60H58V59H55ZM49 61V60H48ZM61 61V60H60ZM59 61V64H61V62H64L63 60L60 62ZM85 62V63H84ZM92 64H91V63ZM52 61H51V65H52ZM48 65H50V61L47 63V66ZM50 65V66H51ZM57 65V64H56ZM60 66V65H59ZM59 66H57V67H59ZM91 69V71H90V69ZM88 68V69H87ZM85 69V70H84ZM79 71V72H78ZM87 71H89L90 72V74L88 73L87 74ZM101 72V74L99 75V73ZM95 73V74H94ZM87 75V77H85L84 78V80H82V77L84 76V75ZM106 75V76H103V75ZM85 75V76H86ZM96 75V76H95ZM103 77V78H102ZM105 77V78H104ZM99 79V80H98ZM79 81V82H78ZM81 81V82H80ZM82 81H84V82H82ZM110 81V82H109ZM129 82V83H130ZM0 83L1 84H3V85H5V92L10 96V98H11V100L13 101H11L12 102V110H11V114H10V117H9V120H8V125L7 126H4V128H3V131H11V132H13L12 134H10V136H11V139H13L14 141H15V139H16V136H14V134H15V130H16V132H17V129H18V123H19V121H20V125H22V124H24L25 122H28V120H32V118H33V116H36L37 114L38 115H41L42 114V112H43V109H41V108H37V107H35V106H33V105H31V104H29V103H26L25 102V100H24V98L23 97H21L20 96V102L17 100V97H16V93H15V88L9 83V82H7V81H5L1 76H0ZM118 83V84H117ZM100 84V85H99ZM121 86H120V85ZM126 84V85H125ZM123 85H125L124 87H122ZM78 86V87H77ZM90 86V87H89ZM76 87V88H75ZM116 87V88H115ZM121 87V88H120ZM125 87H127V90H126V88ZM90 88V89H89ZM125 88V89H124ZM132 88V89H131ZM172 88H178V86H175L174 84L172 85ZM92 89V90H91ZM120 89V90H119ZM123 89V90H122ZM134 90V91H131V90ZM122 90V91H121ZM126 90V91H125ZM142 91L143 90V93L145 92L144 90H146L147 92H145L142 96H144V98L143 97H141L140 95H141V93L142 92H139V91ZM153 90V91H152ZM107 91V90H106ZM106 91H104V92H106ZM117 91H118V95H119V97H118V95L116 94L117 93ZM129 91V92H128ZM86 92V93H85ZM98 92V93H97ZM85 93V94H84ZM121 93V94H120ZM133 93V94H132ZM135 93H138V95H139V97H137L138 95H136ZM149 93V94H148ZM151 93V94H150ZM104 94V93H103ZM136 95V98H137V100L138 99H141L140 101H137L136 99H135V96H134V99H133V97H131V95ZM147 94V95H146ZM114 95H116V99H117V101H115V96ZM121 95V96H120ZM85 96V97H84ZM110 96H113V98H111ZM126 96H127V98H126ZM130 98H129V97ZM152 96H153V94H152ZM73 97V98H72ZM78 97V98H77ZM90 97V98H89ZM110 97V98H109ZM174 97L175 98H177L178 99V97L177 96H175L174 95ZM90 99L89 101L91 102H89V104L90 105H88V103H87V101L88 100H85V99ZM111 99V102H110V100L109 99ZM119 98H120V100H119ZM134 100H132V99ZM127 99V100H126ZM66 100H69L68 98L66 99ZM80 100V101H79ZM91 100H93V101H91ZM107 100H109V101H107ZM126 100V101H125ZM128 100H130V101H128ZM142 100H143V102H142ZM75 101H77V103L75 102ZM81 101H86V105H85V110L84 111H81L80 109H78V110H80V113H77V109H74V108H78L79 106L81 107V105H78V102H81ZM113 101H115V103L116 102H118V103H121V101H123V102H125L126 103V106L122 103V105H124L125 107H123L124 108V110H121V109H123L122 107L120 108H117V110L118 111H122V113L125 115L124 117H123V119L121 118L122 116H123V114H122V116L120 115V117L119 116H117V114H118V111L117 110H114L113 112L115 113V114H113V112L112 113H108L107 112V108L109 107V105L111 106V104H109V105H107V103L108 102H110V103H113L114 104V102ZM144 101H147V102H144ZM129 102H130V104H129ZM137 102H139L138 104H142V105H140L139 106V108H133V106L135 105H138V104H135V103H137ZM141 102V103H140ZM67 103H69V104H67ZM148 105H147V104ZM150 103V104H149ZM157 103V104H156ZM170 104L171 103V105H167V104ZM134 104V105H133ZM145 104V105H144ZM68 105V106H67ZM74 105V106H73ZM75 105H77V106H75ZM103 105V111L100 109L101 107L100 106H102ZM163 105H164V107H163ZM174 105V106H173ZM14 106V107H13ZM74 108H73V107ZM88 106V107H87ZM99 106V107H98ZM130 106H132V108H133V110H132V108L130 107ZM147 106V108H145ZM158 106V107H157ZM64 107V108H63ZM87 107V108H86ZM93 107H95V108H99L100 110H101V113H99L98 111H100L98 108H97V111L96 112H94L96 109L94 108L93 109ZM128 108L127 110H128V112H127V110L125 111V108ZM143 107V108H142ZM60 108H62V109H60ZM160 108V109H159ZM104 109L106 110L105 112L106 113H108V114H106L105 112H104ZM150 109V110H149ZM154 109V110H155ZM60 110L62 111V112H60ZM74 110H75V118L73 117V112H74ZM131 110V111H130ZM154 110H153V112H154ZM120 111V112H121ZM157 111V110H156ZM155 111V112H156ZM103 112H104V114H103ZM119 112V113H120ZM151 114H150V113ZM73 113V114H72ZM88 113H92V114H97V113H99V114H97V115H92V114H89L90 116H87L88 115ZM128 113V114H127ZM131 115H130V114ZM67 114V115H66ZM102 114V115H101ZM138 114V115H137ZM140 114V115H139ZM143 114V115H142ZM148 114V115H147ZM59 115H60V117H59ZM110 116V117H108V116ZM129 115H130V117H129ZM134 115V116H133ZM221 115V116H220ZM73 118H72V117ZM76 116H78V118L76 117ZM133 116V117H132ZM216 116H217V118L218 119H216ZM220 116V117H219ZM224 116H226V117H224ZM62 117V118H61ZM93 117V118H92ZM129 119V120H124V119H127V118ZM221 117H222V119H221ZM224 117V118H223ZM230 117L232 118V119H230ZM236 117H237V120H236ZM67 118H68V121H69V119L70 118H72L71 120H77L78 122H79V120H80V123H78L77 121H75V122H73V121H69L68 122V124L66 123V120H67ZM85 120H83V119ZM101 118H103L104 120H102ZM110 118V119H109ZM215 119V120H213V119ZM263 118V119H262ZM79 119V120H78ZM91 119V120H90ZM109 119V120H108ZM113 119V120H114ZM120 119H122V120H124V121H121ZM211 119L213 120V121H211ZM220 119V120H219ZM230 119V120H229ZM57 120V121H56ZM59 120V121H58ZM97 120V122H95ZM114 120V121H115ZM217 120V121H216ZM231 120H233V121H231ZM65 121V122H64ZM81 121H82V123H81ZM83 121L84 122H86L85 124L83 123ZM92 121H94V123L92 122ZM101 121V122H100ZM114 121H113V123H114ZM128 121V122H127ZM132 121V122H133ZM235 121V122H234ZM60 122H61V124H60ZM91 122V123H90ZM116 122V121H115ZM211 122V123H210ZM213 122V123H212ZM56 123H58L59 125H57ZM62 123H65V124H67V125H65V126H62L63 124ZM73 123V124H72ZM91 124V126H90V124ZM95 123H97V125H95ZM213 124V125H207L206 126V124ZM229 123V124H228ZM262 123V124H261ZM228 124V125H227ZM230 124H233V125H230ZM55 125V128L58 130V131H55V128L53 127ZM79 125H80V128H77V126L79 127ZM116 125V126H115ZM125 125V124H124ZM220 125L222 126L221 128H219L220 127ZM225 125H227V126H224ZM236 125H237V127H236ZM259 125H261V127L259 126ZM59 126V127H58ZM61 126V127H60ZM85 126H88L89 128H85ZM113 126H115V127H113ZM219 126V127H218ZM229 126H231L232 128H235V129H232L231 127H229ZM255 126V127H254ZM257 126V127H256ZM83 127H84V129H83ZM95 127V128H94ZM162 127H164V128H162ZM231 128L230 130H229V128ZM251 127H252V129H251ZM263 127V128H262ZM52 128L54 129V130H52ZM61 128V129H60ZM75 128H77V129H75ZM158 130H157V129ZM162 128V129H161ZM215 128H218V129H215ZM238 128V129H237ZM261 129L259 132L258 131H256V129L257 130H259V129ZM63 129V130H62ZM72 129H74V130H72ZM100 129V130H101ZM160 129V130H159ZM52 130V131H51ZM60 130H62V132H59ZM77 130V131H78ZM54 131V132H53ZM66 131V132H65ZM215 131H217L218 133L219 132H221V131H227V132H225V133H221L220 135L216 132V134H214V137L212 136L211 137V135H213V134H209V133H215ZM253 131V132H252ZM255 131V132H254ZM57 132H59V134L56 133ZM71 132V133H70ZM73 132V133H72ZM113 132L115 133V131H112L111 133H108V138L111 136V135H114L113 134ZM120 132V131H119ZM173 132V131H172ZM252 132V133H251ZM52 133V134H51ZM67 133H70V134H67ZM158 133V134H159ZM257 133L259 134V133H262V135L263 136H256L257 135ZM35 134V133H34ZM54 134V135H53ZM67 134V135H66ZM148 134V133H147ZM229 134V135H228ZM230 134H232V135H230ZM39 135V134H38ZM37 135V136H38ZM107 135V134H106ZM207 135V138L205 139V136ZM260 135V134H259ZM54 136H55V139H54ZM68 136H67V138H66V140H64V141H68ZM71 136V135H70ZM69 136V137H70ZM204 136V139L203 140H201L200 141V137H201V139H202V137ZM208 136H210V137H208ZM225 136H227L226 137V139H224V137ZM228 136H229V138H231V139H227L228 138ZM233 138H232V137ZM48 137H50V139L48 138ZM62 137V138H63ZM64 137V138H65ZM178 137V136H177ZM217 137H220V138H217ZM259 137V138H258ZM262 137V138H261ZM46 138V139H45ZM48 138V139H47ZM52 138V139H51ZM62 138L60 139V140H62ZM63 138V139H64ZM176 138V137H175ZM258 138V139H257ZM7 139H8V137H7ZM54 139V140H53ZM160 139V140H159ZM213 139V140H212ZM260 139V140H259ZM43 140V141H42ZM52 141V142H49L48 143V141ZM60 140H59V143H61L60 142ZM10 141V139H8V142ZM141 141H143V142H141ZM147 141V142H146ZM162 142L163 144H161L160 145V143L159 142ZM46 142V143H45ZM73 144H72V143ZM138 142V143H137ZM140 142H141V144L143 145H141L140 144ZM144 142H146V143H144ZM168 142H170V143H168ZM198 142V143H197ZM218 142H220V144L221 145H219L220 147H218V145L217 144H219ZM222 142V143H221ZM229 145H226V143ZM40 143V144H39ZM144 143V144H143ZM211 143V144H210ZM233 143V142H232ZM10 144V143H9ZM204 144H208V145H204ZM210 144V145H209ZM222 144H224V145H222ZM236 145L238 144V142H236L235 143ZM234 144V145H235ZM250 144V145H249ZM42 145V146H41ZM149 145V146H148ZM150 145H152L154 148H152V147H150ZM160 145V146H159ZM165 146V148H163L164 146ZM201 145H203V146H205V147H203L202 148V146ZM216 145V146H215ZM238 145H240V143L238 144ZM242 145V144H241ZM249 145V146H248ZM254 145H255V147H254ZM133 146V147H132ZM140 146H141V148H140ZM147 146V147H146ZM163 146V147H162ZM216 147V148H214V147ZM256 146L259 148H256ZM146 147V148H145ZM149 147V148H148ZM202 148V149H199V148ZM34 148V149H33ZM40 150H39V149ZM114 148V149H113ZM131 148V149H130ZM133 148V149H132ZM140 148V149H139ZM158 148V149H157ZM246 148V147H245ZM264 148V147H263ZM120 149V148H119ZM212 151H211V150ZM258 149V150H257ZM38 150V151H37ZM155 150V151H154ZM209 150V152L207 153L206 151H208ZM222 150H224L225 152L223 153V151ZM228 150V153H226V151ZM253 150V151H254ZM9 151V150H8ZM40 151V152H39ZM126 151H127V153H126ZM140 151V152H139ZM221 151V155L220 156H218L217 157V153H218V155H219V152ZM230 151V152H229ZM262 151H264V150H262ZM97 152V153H96ZM186 152H188L189 153V155H192L194 152V154L190 157L189 155H187L188 156V158H186L185 156H182V159H180V157H178V155L179 156H181V155H185V154H187ZM190 152H191V154H190ZM193 152V153H192ZM207 154H206V153ZM110 154V155H106V154ZM203 155H202V154ZM262 153V154H261ZM37 154V155H36ZM39 154V155H38ZM74 154V153H73ZM214 154H216V157H214L215 155ZM97 155V156H96ZM198 157H197V156ZM214 155V156H213ZM231 155V156H230ZM237 155V154H236ZM86 156V157H85ZM118 156V157H117ZM213 156V157H212ZM225 156H226V158H225ZM238 156V155H237ZM37 157V158H36ZM178 157V158H177ZM194 157V158H193ZM195 157H197V158H195ZM210 157H212V158H210ZM228 157V158H227ZM209 158V159H208ZM230 158V159H229ZM235 158V157H234ZM237 158V157H236ZM254 158V159H253ZM38 159V160H37ZM85 159V160H84ZM95 159V160H94ZM176 159V160H175ZM229 159V160H228ZM251 159L253 160V162L251 161ZM256 159V161H254ZM10 160H12V161H10ZM35 160V161H34ZM207 160V161H206ZM14 161V162H13ZM20 163H19V162ZM115 161V162H114ZM123 162V164H122V162ZM124 161H126V162H124ZM128 161H129V163H128ZM136 161H137V164L136 165H134L133 164V162H135L136 163ZM138 161L139 162H141V164L140 163H138ZM199 161V162H198ZM202 161H205V162H203L202 163ZM220 161H222L221 163H219ZM229 161V162H228ZM35 162H37V163H35ZM112 162V163H111ZM119 162L121 163V164H119ZM130 162L132 163V165L131 166H137L136 168H143V170L142 171H140L139 172V170H136V171H134V169H133V171L131 170V169H129L128 167H126V164L128 163V165L127 166H130ZM143 162H145V163H143ZM232 162V163H231ZM109 163H110V166L113 164V166H115L116 168H119V171L124 167V169H122V173L124 174L125 172L127 173H125L124 175L123 174H121L123 177L125 176H127V175H129L130 173H131V175H130V177H129V179L128 178H126L128 181H130L129 183H128V181H127V183H125L127 186H128V184L130 185V183H132L133 185H130L131 186V188H129L128 187V189H127V187H125L124 189L127 191V192H131V193H129V194H131L130 196H131V198H127L125 201L126 202H124V197H128L129 196V194L126 192V191H122L123 190V188H122V186H124V185H122V184H119V186H118V183H113L116 179H114V177H116V175H118V177H119V174H118V170L116 171L115 169L116 168H114L113 166H108L109 165ZM124 163H126V164H124ZM250 163H251V165H250ZM20 164V165H19ZM58 164H60V163H58ZM62 164V163H61ZM108 164V165H107ZM114 164H116V165H114ZM142 166V164H143V166L142 167H140V165ZM153 164V165H152ZM216 164V165H215ZM230 164V165H229ZM255 164H258L259 165V167L257 168V166L258 165H255ZM79 165V166H78ZM99 165L101 166V167H99ZM103 165H104V168H103ZM123 165H125V166H123ZM145 165H146V167H145ZM150 166V170H149V166ZM154 165L156 166V168L154 167ZM158 165L160 166V167H158ZM231 165H233V166H231ZM74 166H76L75 168H74ZM92 166V167H91ZM119 166V167H118ZM122 166V167H121ZM218 166V167H217ZM228 166H231L230 168L228 167ZM53 167V168H54ZM95 167H98V168H95ZM106 167V168H105ZM110 167V168H109ZM166 167V168H165ZM262 167V169H261V171L259 170L260 168ZM45 168H48V169H45ZM67 168V169H66ZM69 168V169H68ZM93 170H92V169ZM127 168V169H126ZM144 168L146 169V170H148V175H147V177L145 176L144 178L143 177H141V176H139V174H141L142 172H144L145 170H144ZM151 168H153V170L152 171H154L155 169L157 170H155L156 171V174H157V172H158V174L156 175H154V173H155V171H154V173L152 172L151 173ZM159 170H158V169ZM226 168V169H225ZM230 170V171H228V169ZM257 168V169H256ZM33 169V170H32ZM38 169V170H37ZM50 169V170H49ZM54 170V171H52V170ZM66 169V171L64 172V170ZM87 169H89L88 171H85V170ZM111 169V170H110ZM112 169L113 170H115L116 172H114L113 174L112 173H110L111 171H112ZM127 171H126V170ZM129 169V170H128ZM199 169V170H198ZM256 169V170H255ZM23 170H24V172H23ZM42 170V171H41ZM61 170V171H60ZM83 170H84V173H82L81 175L79 174V173H81V172H83ZM92 170V171H91ZM162 170V171H161ZM224 170V171H223ZM246 170H247V172H246ZM253 170V171H252ZM60 171V172H59ZM62 171H63V173H62ZM109 173H108V172ZM233 171H234V169H233ZM241 171V172H240ZM37 172V173H36ZM48 172V173H47ZM54 172H58L57 174L56 173H54ZM73 172V173H72ZM74 172H75V174H74ZM93 172V173H92ZM98 172V173H97ZM121 172V171H120ZM129 172V173H128ZM134 172L135 173H139V174H134ZM163 172V173H162ZM168 174H167V173ZM254 172V174L252 175V173ZM261 172V173H262ZM28 173V174H27ZM42 173H43V176H42ZM79 175H78V174ZM94 173H96L95 175H94ZM116 173V174H115ZM146 173V174H147ZM165 173V175L167 176V175H169L170 174V176L169 177H172L173 176V178H167L165 175H163V176H160V174H164ZM247 173V174H246ZM22 174V175H21ZM40 174V175H39ZM52 174V175H51ZM72 174V175H71ZM98 174V175H97ZM105 174V175H104ZM115 174V175H114ZM145 173H143V175H144ZM153 174V175H152ZM173 174V175H172ZM222 174V175H221ZM229 174V175H230ZM252 176H251V175ZM104 175V176H103ZM110 175H111V178H108V177H106V176H109L110 177ZM142 175V176H143ZM149 175H152V176H149ZM248 175V176H247ZM251 177H250V176ZM14 176V177H15ZM40 176H42V178L40 177ZM56 176V177H55ZM80 176V177H79ZM97 176V177H96ZM102 176V177H101ZM133 176V177H132ZM154 176V177H153ZM159 176V177H158ZM240 176V177H239ZM23 177V178H22ZM62 177V178H63ZM102 179H101V178ZM135 177V178H134ZM148 177H150V178H148ZM155 177H157V178H155ZM181 177V178H180ZM234 177V178H233ZM249 177L251 178V179H249ZM264 177V176H263ZM81 178V179H80ZM140 178V179H139ZM152 178V179H151ZM158 178H160V179H158ZM162 178V179H161ZM177 178H180V179H177ZM185 178H187L188 179V181H187V179H185ZM219 178H220V180H219ZM244 178H247V179H244ZM42 179V180H41ZM73 179H75V181L73 180ZM92 181H91V180ZM98 179V180H97ZM132 179V180H131ZM150 179V180H149ZM156 179V183H158V182H160V180L161 181H163V183H165V182H171L170 180H172V184L174 185V191L175 192H173L172 193V191H171V189H167L166 188V186H162L163 184H162V182H160L161 184H159V185H161L162 187H159V185H158V188H161L162 190L164 189V192L166 191L167 193H169L170 191H171V193L169 194V195H171V196H169V198H171L172 199V196L174 197V199H176V198H178V197H180V196H185V198L184 199H186L187 197H189L186 201L185 200H183L182 199V201H181V199L179 200V201H177L178 203L176 204V203H174L175 205H173V204H171V202H169L170 200L167 198V193L164 195V194H161L162 192H160V194H159V192H157V191H155V194L157 195L156 197H160V195L162 196V195H164V196H166L165 198H163V199H161V200H159L160 198H156L157 200L155 201V197H151L152 196V194H153V196H154V191H153V188H152V194L151 195H149V193L145 190V187H147L146 189H149V187L151 188V185H152V187H157L156 186V184H155V182H154V180ZM159 181H158V180ZM173 179H176L175 181L173 180ZM186 181H185V180ZM235 179V180H234ZM237 179V180H236ZM248 179H249V181H248ZM259 179V178H258ZM262 179H263V181H264V178H260V180H259V182H262V183H260L261 185V187H264V183H263V181H262ZM114 180V181H113ZM151 180H152V182H151ZM166 180H169V181H166ZM178 180H179V182H178ZM190 180V181H189ZM227 180V179H226ZM226 180H225V182H226ZM118 181H120L121 182V180H117V182ZM142 181H143V184H142ZM158 181V182H157ZM165 181V182H164ZM182 181H185L184 182V184L183 183H181ZM245 181V182H244ZM248 181V185L246 186L244 183H246ZM83 182H85V185L83 184ZM116 182V181H115ZM119 182V183H120ZM140 182V183H139ZM174 182V183H173ZM175 182H176V184H175ZM187 182V183H186ZM191 183L193 186H194V188L193 189H197L196 191L195 190H193L192 188L191 189H189L190 187L189 186H192V185H190L189 183ZM194 182V183H193ZM230 182V181H229ZM233 182V183H232ZM244 182V183H243ZM251 182V181H250ZM108 183V184H107ZM121 183H123V181L121 182ZM151 183V184H150ZM89 184V185H88ZM104 184H106V186L104 185ZM110 184V185H109ZM112 184V185H111ZM145 184V185H144ZM183 184V185H182ZM205 184V185H204ZM262 184H263V186H262ZM81 185V186H80ZM98 187H97V186ZM115 185V186H114ZM121 185V186H120ZM134 185H143V191L144 192H142V191H140L139 189H137L138 190V193L136 192V191H133L134 190V188H136V187H132V186H134ZM180 185V186H179ZM244 185H245V188H247V189H244ZM84 186V187H83ZM110 186H112L111 187V189H110ZM118 186V187H117ZM192 186V187H193ZM94 187V188H93ZM104 187V188H103ZM120 187V188H119ZM163 187H165V188H163ZM187 187H189V188H187ZM239 187V188H238ZM93 188V189H92ZM117 188V189H116ZM138 188V187H137ZM178 188V189H177ZM180 188H183V190L182 189H180ZM230 189H232V187L230 186L229 187ZM101 190L104 194H105V196H106V198H105V201H106V203H112V202H115V204H116V206L113 208L114 210H111V209H109L112 213H109V212H106L105 210L103 211V210H101V214L98 212V215H97V213H95V212H93V210L94 209H92L90 206H91V204H89L90 202H89V200H86L85 198L84 199H82V198H79L77 195L78 194H80L81 195V193L83 194V193H90V191H94V190ZM113 189H115V190H113ZM119 189H120V192H119ZM166 189V190H165ZM204 189V188H203ZM214 189V188H213ZM233 189V190H234ZM244 190V192H243V194L241 193V196H239L238 195V193H240V191H242V190ZM262 189H264V188H262ZM73 190V191H72ZM74 190H75V192H74ZM113 190V191H112ZM118 190V191H117ZM136 190V189H135ZM177 190V191H176ZM180 190V191H179ZM181 190H182V192H181ZM185 190H187L188 191V193H187V191H185ZM191 190H193V191H195L194 192V194L195 193H198V194H200V195H198V194H196V195H194L193 193V197H192V195L190 194L191 192H193V191H191ZM247 190H248V192H247ZM259 190V189H258ZM257 190V191H258ZM38 191V192H39ZM111 191V192H110ZM117 191V192H116ZM139 191H140V195H141V193L144 195V193L146 194V195H144V196H150V197H144V198H141L142 196H140L139 195ZM149 191V190H148ZM199 191V192H198ZM245 191H246V194H245ZM263 191V190H262ZM254 192L253 193V196L256 198V197H258V198H254V203L255 202H257V204H258V206H260V205H262L263 204V201H260V200H262V198L260 199V197H261V195L263 194L264 195V193L263 192ZM72 192V193H71ZM78 192V193H77ZM119 192V193H118ZM123 192H126V194H122ZM136 192L140 197V199L139 200H143V202H141V201H138L139 203V205H138V207L140 208H136L137 210H141V209H144L145 210V213H146V207H148L149 208V205L147 204V203H149L151 200H153L154 199V201H152V202H150V204H152V208L150 209V211H148V214L146 215L145 213H142V211H140L141 213H142V215H141V213H140V215H138V216H136L135 215V213L137 214H139V212H137V210L135 211L134 209V213H132L131 214V211L130 212H126V211H128V210H132L131 208H132V205H131V207H129L130 206V204H131V202H132V198H134V196H133V194ZM150 192V193H151ZM158 194H157V193ZM163 192V193H164ZM238 192V193H237ZM108 193V194H107ZM133 193V194H132ZM136 193H135V195H136ZM174 193H175V195H174ZM178 193H179V195H178ZM185 193H187V194H185ZM110 194V195H109ZM112 194H116V195H114V198H113V196H112ZM128 194V195H127ZM173 194V195H172ZM235 194V195H236ZM251 195H252V192L250 193ZM256 196H255V195ZM69 195H70V197H69ZM109 195V196H108ZM123 196V200H122V196ZM127 195V196H126ZM138 195H136V197H135V199H137V196ZM159 195V196H158ZM178 195V196H177ZM117 196H119V197H117ZM129 196V197H130ZM200 196V197H199ZM220 195H218V196H213L214 198L216 197V199H218L219 198V200H220V197H219ZM247 196V195H246ZM73 197V198H72ZM176 197V198H175ZM196 197H198V198H196ZM204 197V198H203ZM218 197V198H217ZM222 197V196H221ZM229 197V196H228ZM237 197V198H238ZM245 197V196H244ZM248 197V196H247ZM72 198V199H71ZM75 198H76V200H75ZM112 198V199H111ZM213 198V199H214ZM222 198H224V197H222ZM221 198V201H223V199ZM79 199L81 200V201H79ZM119 199V200H118ZM130 199H131V202H130ZM133 200V206L134 205H136L137 204V200ZM165 199H168L169 201H168V203H170V205H167L168 203L166 202V201H162V200H165ZM200 199V200H199ZM202 199H204V201L203 202H201L202 201ZM231 198H229V200H230ZM251 199H252V197H251ZM82 200H83V202H84V204H83V202H82ZM112 200V201H111ZM117 200V201H116ZM120 200H122V201H120ZM177 200V199H176ZM218 200V201H219ZM228 200V201H229ZM73 201H75L74 203H73ZM120 201V202H119ZM159 201V202H158ZM164 203V204H162L161 206H160V208H159V205L162 203V202ZM172 201V200H171ZM174 201V200H173ZM180 201H181V203L182 202H184L183 204H181L180 203ZM220 201V202H221ZM237 201H238V199H237ZM250 199H246V203L247 204H249L250 205V203H252L254 206H252V209H254L253 207H255V205H256V203L254 204L252 201H250ZM155 204H154V203ZM156 202H158V205H156ZM200 202V203H199ZM213 202H217V201H215V199L213 200ZM121 203H123L122 205H120ZM125 203H128L127 205L125 204ZM180 203V204H179ZM199 204L198 205V207L196 206V204ZM203 203V204H202ZM23 204H24V202H21V204L19 205V207H17V208H21L20 206H23ZM62 204V203H61ZM85 204H86V206H85ZM141 204H142V206H141ZM146 204L148 205V206H146ZM153 204L154 205H156V207L158 208V210H156L157 208L155 207V208H153L154 206H153ZM214 204V203H213ZM216 204V203H215ZM214 204V205H215ZM222 204H223V202H222ZM229 204H230V208H229ZM59 205H60V207H59ZM118 205V206H117ZM125 207H124V206ZM177 205V206H176ZM62 206V207H61ZM75 206H77V208L75 207ZM89 206V207H88ZM143 206H145V207H143ZM163 206V207H162ZM167 206L169 207V208H167ZM195 206L198 208L197 209V211L195 212V210H196V208H195ZM206 206V207H205ZM258 206H257V210H261V208L259 207L258 208ZM263 206V205H262ZM134 207H136V206H134ZM177 207V208H176ZM188 207H191V211H189V212H191V213H189V212H185V214L186 213H189L190 215L192 214V213H194L195 214V216H194V218H193V216H187V217H185V216H183V219H182V221H180L181 220V217H182V215H181V212H182V210H185L186 208H188ZM234 207H235V205H234ZM17 208H15V210L17 209ZM66 208H68V209H66ZM73 208V209H75V210H71V209ZM81 208V209H80ZM121 208L123 209V210H121ZM127 208V209H126ZM148 208H147V210H148ZM195 208V209H194ZM22 209V208H21ZM65 209V210H64ZM154 209V210H153ZM169 209V210H168ZM201 209V210H200ZM208 209V210H207ZM221 209V210H220ZM235 209H237V208H235ZM20 210V209H19ZM24 210L26 211L27 209H22V211H21V213L22 212H24ZM67 210H69L68 212H67ZM78 211V214H80V215H78V214H76V212L75 213H73V212H71V211ZM143 210V211H144ZM187 211H188V209H186ZM193 210H194V212H193ZM220 210V211H219ZM28 211V212H27ZM26 212H24V214H22V216H25L26 214H28L29 213V210H27ZM61 211V210H60ZM63 211H61V212H63ZM66 211V212H65ZM108 211V210H107ZM119 211V212H118ZM155 211L153 212V214H155ZM208 212V213H205V212ZM227 212V214H225L226 212ZM30 212H31V210H30ZM118 212V213H117ZM125 212V213H124ZM184 212H182V214L184 213ZM225 212V213H224ZM231 212V213H230ZM26 213V214H25ZM70 213V214H69ZM71 213H72V215L74 216V219H73V216L71 215ZM127 213H130L131 215H129V214H127ZM214 213V214H213ZM221 213H222V215H221ZM117 214V215H116ZM119 214V215H118ZM125 214V215H124ZM144 214H145V217L146 216H149V218H147L146 217V219H145V217H144ZM185 214H183V215H185ZM194 214H192V215H194ZM204 214V215H203ZM208 214V215H207ZM213 214V215H212ZM229 214V215H228ZM230 214H231V216H230ZM249 214V213H248ZM77 215V216H76ZM94 215V216H93ZM115 215V216H114ZM122 215H124V216H122ZM180 215H181V217H180ZM206 215V216H205ZM220 215V216H219ZM90 218H89V217ZM97 216V217H96ZM101 216V217H100ZM123 218H121V217ZM137 218H136V217ZM207 216H208V218H207ZM237 216V217H236ZM250 216V215H249ZM252 216V215H251ZM251 216H250V218H251ZM20 217H21V215H20V213L19 214H17V217L13 220V221H15V222H17V221H20ZM76 217H77V219H76ZM81 217V218H80ZM83 217V218H82ZM105 217H107V218H105ZM231 217H233L232 219H233V221H231ZM236 217V219L238 220L239 218V222H240V225H241V227H240V225H239V222L238 221H236V219H235V223H231V222H234V218ZM239 217V218H238ZM245 217V218H244ZM109 218V219H108ZM156 218H157V220H156ZM185 218H187L186 219V222H185ZM193 218V219H192ZM206 218V219H205ZM217 218V219H218ZM61 219L63 220V218H62V216H61ZM126 219V218H125ZM131 219H130V224H131V222H133V221H131ZM167 219V221H169V223H168V225L171 223L170 222V220H168ZM172 219H173V221H172ZM188 219H189V225H187L188 224ZM190 219H192V220H190ZM216 219V220H217ZM229 219V220H228ZM91 220V219H90ZM90 220H87L88 222H90ZM97 220V219H96ZM95 219L94 220H91V222H92V224H94V223H98V222H94V221H96ZM165 220H163L164 222H166ZM205 220H207V221H205ZM71 221V222H70ZM127 221V220H126ZM125 221V222H126ZM183 221H184V223H183ZM192 221V222H191ZM214 221V220H213ZM229 221V222H228ZM231 221V222H230ZM243 221H244V223H243ZM79 222V223H78ZM90 222V223H91ZM94 222V223H93ZM138 222V221H137ZM146 222V221H145ZM144 222V223H145ZM148 222V221H147ZM156 222H154V229H156V228H158V227H155V224H156ZM157 222V223H158ZM206 222V223H205ZM238 222V223H237ZM78 223V224H77ZM136 223V222H135ZM141 224L142 225V227H143V225H144V227L143 228H145V225L146 224ZM225 223V224H226ZM229 223H230V225H229ZM74 224V225H73ZM126 224V223H125ZM125 224H123L124 226H127L128 224H129V221H128V223H127V225H125ZM148 225H150L151 224V222H148L147 223ZM159 224V223H158ZM173 224V223H172ZM197 224V225H196ZM202 224V223H201ZM234 224H235V226H236V228H235V226H234ZM236 224H238L239 225V227H238V225H236ZM122 225V226H123ZM141 225H140V227H141ZM160 225V224H159ZM177 225V226H176ZM157 226V225H156ZM183 226H185V227H183ZM198 226H201V228L200 227H198ZM232 226H234L233 228L235 229H232ZM20 227V224H16V228H19ZM148 228H149V226H147ZM151 227H152V224H151ZM150 227V228H151ZM159 227H161V226H159ZM167 227H170V228H172V226L171 225H169V226H167ZM249 227V229H247ZM128 228H130L129 226H128ZM153 228H151V230L153 229ZM254 228V229H253ZM133 229H135V228H133ZM159 229H163V228H159ZM166 229H169V228H166ZM193 229V230H192ZM56 230H57V228H56ZM138 230V229H137ZM139 230L141 231L142 230V228L140 229L139 228ZM145 230V229H144ZM147 231H148V229H146ZM145 230V232H147ZM150 230V229H149ZM149 231V232H153V230L152 231ZM157 230V229H156ZM156 230H154L155 231V233H157L156 232ZM194 232V233H192V231ZM251 230V231H250ZM59 230H57V231H54V232H58ZM247 231V232H246ZM142 232H143V230H142ZM161 232V231H160ZM236 232V233H235ZM238 232V233H237ZM250 232H252V233H250ZM141 233V232H140ZM148 233V232H147ZM154 233V232H153ZM153 233H152V235H153ZM159 233V232H158ZM202 233H203V231H202ZM143 234V233H142ZM191 234V235H190ZM213 234V235H212ZM248 234V235H247ZM173 235H175V236H177L175 233H173ZM182 235V236H181ZM210 235H211V237H210V240H208V242H207V244H206V246H207V250H211V249H213V247H215L216 245H217V243H214V242H216V240H217V242H219V239L221 238V237H218V235L220 236V234H218V233H216V231L215 230H213L211 233H210ZM224 235V234H223ZM85 236V237H84ZM187 236V237H186ZM222 236V235H221ZM89 238V240H91L92 242H89V240L88 239H86V238ZM154 237V236H153ZM218 237V238H217ZM223 237H225V236H223ZM202 238H203V235H202ZM244 238V239H243ZM88 240V241H87ZM244 240V241H243ZM242 241H243V243H245V244H241L242 243ZM210 242V243H209ZM214 244V245H213ZM243 245V246H242ZM259 245H261L262 247H263V250H262V252H261V254H260V256H259V258L257 259V258H254V260H253V262L251 263V264H261L263 261H264V235H263V237L261 238V241L258 243V246ZM181 246V245H180ZM213 246V247H212ZM247 246V247H246ZM257 246V247H258ZM242 247V248H241ZM260 247V246H259ZM241 248V249H240ZM246 248V249H245ZM223 256H221V257H223ZM240 258V260L238 261V259ZM145 259V258H144ZM256 259V260H255Z\"/></svg>",
  "mask_w": 264,
  "mask_h": 264
},
{
  "label": "water",
  "instance_id": "obj_3",
  "mask_svg": "<svg viewBox=\"0 0 264 264\" xmlns=\"http://www.w3.org/2000/svg\"><path fill=\"white\" fill-rule=\"evenodd\" d=\"M210 2L220 14L236 20L248 18L255 8L256 0H210Z\"/></svg>",
  "mask_w": 264,
  "mask_h": 264
}]
</instances>
